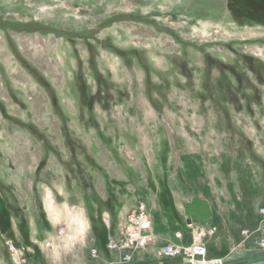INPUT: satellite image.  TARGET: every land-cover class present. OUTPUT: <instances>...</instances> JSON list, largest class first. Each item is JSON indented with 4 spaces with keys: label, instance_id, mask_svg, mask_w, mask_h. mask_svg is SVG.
Returning a JSON list of instances; mask_svg holds the SVG:
<instances>
[{
    "label": "rangeland",
    "instance_id": "rangeland-1",
    "mask_svg": "<svg viewBox=\"0 0 264 264\" xmlns=\"http://www.w3.org/2000/svg\"><path fill=\"white\" fill-rule=\"evenodd\" d=\"M23 181L37 209L60 182L93 211L203 196L240 223L264 184V0H0V205Z\"/></svg>",
    "mask_w": 264,
    "mask_h": 264
},
{
    "label": "crops",
    "instance_id": "crops-1",
    "mask_svg": "<svg viewBox=\"0 0 264 264\" xmlns=\"http://www.w3.org/2000/svg\"><path fill=\"white\" fill-rule=\"evenodd\" d=\"M14 185L19 210L12 204L0 205V264H12L7 240L23 249L24 264H188L182 256L162 255L161 249L168 243L188 244L191 220L203 230L216 229L206 237L209 258H219L223 264H264V216L260 213L264 207L263 183L256 195L249 193L252 208L240 223L221 221L219 211L203 196L181 203L178 210L158 208L156 213L150 212L153 240L143 250L130 251V261L125 260L126 252L110 250L107 243L123 236L127 215L136 208L134 200L120 198L112 210L105 207L93 211L85 197L77 198L57 182L53 189L46 188L37 209L35 193L39 190L33 182ZM108 216L111 228L103 223ZM64 226V233L59 236L58 229ZM177 232H183L181 239L176 238ZM47 241H53L54 247L46 246Z\"/></svg>",
    "mask_w": 264,
    "mask_h": 264
},
{
    "label": "built area",
    "instance_id": "built-area-1",
    "mask_svg": "<svg viewBox=\"0 0 264 264\" xmlns=\"http://www.w3.org/2000/svg\"><path fill=\"white\" fill-rule=\"evenodd\" d=\"M264 215V207L261 208ZM107 228L112 227L110 216L103 218ZM123 236L118 240H109L107 248L126 252L125 260L130 261L132 250H143L153 240V219L145 203H141L133 212L129 213L124 224ZM191 229V241L188 244L168 243L161 249L164 256H182L188 264H223L221 259L209 258L206 237L215 233V228L203 230L194 221L188 223ZM65 227L58 229L59 236L64 233ZM183 232H177L176 238H182ZM12 264H24L25 256L23 249L16 246L12 240L6 241ZM46 246L54 247L53 241H47Z\"/></svg>",
    "mask_w": 264,
    "mask_h": 264
}]
</instances>
